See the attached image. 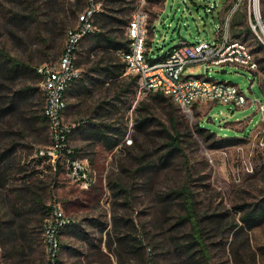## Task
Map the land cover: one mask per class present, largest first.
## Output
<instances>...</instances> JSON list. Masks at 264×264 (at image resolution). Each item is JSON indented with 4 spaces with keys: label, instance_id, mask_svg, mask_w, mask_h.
Segmentation results:
<instances>
[{
    "label": "rangeland",
    "instance_id": "1",
    "mask_svg": "<svg viewBox=\"0 0 264 264\" xmlns=\"http://www.w3.org/2000/svg\"><path fill=\"white\" fill-rule=\"evenodd\" d=\"M75 1L57 0L59 12L56 16L53 15L54 34L51 35L48 29L50 17L44 14L43 8L39 11L42 13L38 18L40 23L27 22L18 25L12 17L19 9L26 10L28 4L25 2L31 0H25L23 7L19 0H0V52L27 66L24 69L26 73H20L15 79L3 78L0 73L3 89L0 95L9 98L17 94L28 97L27 101L33 105L32 112L26 115L27 118L34 111L42 115L45 106L43 83L35 75V70L40 72L44 67L59 65L68 47L69 32L80 28L79 22L83 14L79 16V20L70 14L67 20L63 13L66 6ZM134 1L135 10L130 18L133 20L138 12L147 15L146 47L150 58L155 59L169 53L182 41L190 44L215 43L216 33L230 13L227 8L234 7L239 0H194L197 5L192 0ZM248 6L249 0H243L238 9L246 17L247 23L243 28L250 24ZM261 9L264 16V0H261ZM102 10L103 7L100 6L99 12ZM68 23L71 26L66 28ZM155 25L154 33L152 27ZM127 31L128 28L124 31L125 38ZM231 32L234 37L233 30ZM238 39L246 41L257 61L260 60L262 55L257 50L262 42L254 32L243 34ZM84 45L85 43L81 48ZM99 61L100 58L93 63L81 65V72L91 74L95 84L86 83L85 92L79 95L75 93L76 96L71 94L72 87L66 98L69 110L63 115L64 126L68 129L75 128L73 134H70L68 148L75 152L76 161L89 176V186L84 185L85 179H73L70 176L67 157L60 158V152L53 150L49 129L44 124L39 123L36 133L18 118L21 114L16 119L10 116L0 122V150L15 148L12 158L21 162L26 170L25 174L30 175L37 168L40 173L37 175L40 176L38 179L44 181L47 190V204L60 209L66 221L81 225L86 235L91 240H96L93 247L87 238L78 235L81 228L65 230L58 237L63 245L60 264H77L81 262L80 257L85 262L100 259L101 250L97 247L101 244L102 252H108L105 242L110 239L109 234L114 231L115 220L118 218L135 219L139 225V233L145 240H156L160 243L164 240V235L170 242L172 239L187 240L189 226L168 233L169 227L175 224L178 213L181 212L178 208L179 199L171 201L172 207H167L170 210L167 215L161 214L164 210L161 198L169 194L171 188L181 187L184 183L192 189L197 208L205 215L208 210L217 211V214L230 210L237 221L241 216L236 210L237 206L254 203L264 196V113L259 110L258 103L252 104V101L258 100L264 105V92L261 89V86L264 88V73L259 71L254 74L234 65L213 67L210 72L203 65L188 66L187 76H207L216 82L237 85L248 98L247 105L241 108L235 104L210 103L197 105L192 113H188L176 104L173 107L172 100L156 101L157 92L141 91L140 81L137 85L136 75L128 72L126 68L117 71L115 83L104 76L91 73V69L96 68ZM119 64V60L113 63ZM2 100L4 101L0 99ZM108 102L116 104L112 122L116 123V129L122 128L121 131L125 132L124 136L118 131L108 134L109 138H114L112 141L122 140L116 147L106 146L104 139L93 135V124L98 125L105 120L92 117L100 106L108 107ZM144 119L148 120V125L145 132H142L137 126ZM173 121L177 122L178 132L173 129ZM201 122L220 137H226L227 140L238 137L242 138V142L211 149L214 140L207 139L206 133L199 132L198 124ZM106 123L112 124L107 121ZM169 134L181 139L182 150L170 154L164 165L162 158L171 149L168 146ZM37 150L52 152V165L60 162L62 168L55 177L50 173L47 163H34ZM23 175L14 172L11 176L16 181L14 189L20 187L21 181L17 180H21ZM53 178L54 181H51ZM123 189L126 192H122ZM32 220L35 223L32 229L35 231L36 240L33 249L28 252L27 263L23 264H50L47 227L53 224L52 215L40 225L37 224L36 215ZM98 223H104L107 227L101 229ZM202 224L207 228L208 243L213 244L211 261L204 264H234L224 253L222 244L226 240H232V235H216L210 231L209 221L205 220ZM55 225L56 223L53 224ZM251 233V240L255 245H264V225ZM214 244L217 245L215 248ZM168 250L171 255H161V264H198L184 255L181 249L178 252L172 243ZM160 252L164 250L157 251ZM2 256L0 245V259ZM107 256V264H119L114 255L109 253Z\"/></svg>",
    "mask_w": 264,
    "mask_h": 264
},
{
    "label": "trees",
    "instance_id": "2",
    "mask_svg": "<svg viewBox=\"0 0 264 264\" xmlns=\"http://www.w3.org/2000/svg\"><path fill=\"white\" fill-rule=\"evenodd\" d=\"M24 1L25 0H19L20 6L24 4ZM192 1L196 4L194 0ZM25 3L28 4L26 10L25 8H23L24 10L19 9V12L12 17V20L18 25L27 22L40 23L38 18L42 13L39 11L43 8L44 14H47V16L50 17V20L48 21V29L50 34L53 35V15L59 12L57 0H31V2ZM38 3L40 4L38 5ZM134 4V0H76L75 3L66 6L63 13H65L67 20L70 17V14L77 17L78 20L81 14H83L82 17L87 16L92 5L103 7L102 11L94 13L88 18V24H90L92 31H87L82 35L73 51L76 68L81 70V65L84 63H93L95 62V59L97 60L100 58V61L96 63V68L91 69V73L104 76L107 80H111L115 83L114 79H116L117 71L124 68L127 69L126 64L123 62V57L124 54L129 51L130 40L128 35L127 38H125L124 31L126 28H129L132 21L130 17L131 13L135 10ZM227 9L228 11H231L233 7ZM79 23L80 28L78 30H71L69 32V38L70 33L75 34L81 32L86 24L84 19ZM246 23V17L242 16L237 10L231 20V29L233 30L235 38L246 33H251L249 26L243 28ZM70 26L69 23L65 25L66 28H69ZM155 28L156 25L152 27L154 33ZM84 43L85 45L81 48V45ZM174 48H172V50ZM66 50L67 48L65 51ZM257 51L262 55L260 60H258V63L260 66V72L264 73V46L261 44ZM168 54L169 53L159 56L157 59L163 60L168 57ZM79 57L82 59H79ZM4 58L5 60H2ZM117 60L121 61V64L113 65ZM24 69H27V66L21 61L12 59L5 53L0 52L1 77L15 79L20 73H26ZM81 73V77L71 86V88L73 87V91L71 92V94H74L73 96H76L75 93H77V95L84 93V88L87 86L86 83L95 84L93 81L94 78L91 74H84V72ZM35 75L41 79L42 83H44L45 76L39 72V70H35ZM135 83L138 85L139 76L135 77ZM74 85H76L77 88L74 87ZM71 88L69 90H71ZM261 89L264 92L262 86ZM150 92H157L155 97L156 101L172 100L163 92ZM1 93H3L2 84H0V94ZM43 94L45 101L43 114L39 115L34 111L30 118H27L26 115H28L29 112H32L31 107L33 104L30 101H27L29 99L28 97L19 94L12 98L0 95V97H2L0 99H4V101H0V122H3L10 116L13 117L12 119H16V116L21 114L22 117L19 115L18 118H21L23 123H26L27 127L32 128L36 133L39 129V123L44 124L45 127L49 129L52 148L55 150L56 144L52 136L51 125L45 115V107L47 104L45 91H43ZM107 104L109 105L108 107L100 106L95 111V116L92 117L93 119H99L100 117L105 120L104 123L98 125L93 124L95 127L93 135H95V137H100L102 140L104 139V144L106 146L110 147L112 145V147H116L121 144L122 140L115 139L112 141L114 138H109L108 134L113 131H118L124 136L125 132L121 131L122 128L117 127L116 129V123L112 122V116L114 114L113 110L116 108V104L111 102H108ZM171 104L172 106L175 105L173 100ZM67 110H69V105H67L66 111ZM106 121L111 122L112 124L108 125ZM173 122V129L178 132L177 122ZM147 125L148 120L144 119L139 122L137 128L140 131L145 132L144 129ZM198 130L199 132L206 133L207 139L214 140V144L210 146L211 149H219L225 147V145H238L242 142V138L238 137L229 138L230 140H227L226 137H220L216 132L202 124V122L198 124ZM74 131L75 128H72L70 134H73ZM70 134L66 135L67 146L63 148L60 153V158L63 156L67 157L66 159L68 160L67 165L69 170L73 161L77 160L75 152L70 151V148H68ZM168 137L170 139L168 146H170L171 149L169 150L168 155L165 156V158H162V163L164 165H166L170 154L182 150L181 139L179 137L172 136L171 134H169ZM218 137L220 140H216ZM14 152L15 148L11 150L3 148L0 150V245L3 250L0 264L27 263L28 252L30 253L33 249L36 240L35 231L32 229L35 224L33 223L32 218L35 215L38 218V225L43 224L51 215L53 218L52 223L55 224V208L49 206L46 202L47 190L45 183L38 179L40 176H37L40 173L37 168H34L35 170H33L30 175L25 174L26 170L21 166V162L12 158ZM37 152L38 153L34 158V163L39 165L47 163L50 173L55 177L62 168L60 162H57L56 165H52V156L48 153L41 155L42 151L39 152L37 150ZM14 172L24 174L21 180H17V182L21 181L20 187L15 189L13 185H15L14 183H16V181L11 178ZM253 177H255V175H253ZM51 181H54V178L51 179ZM122 192H126V190L123 189ZM176 199H179L178 208L181 212L178 213L175 224L170 226L168 229L169 231H167L169 233L172 232V230H180L184 226H189L190 230L186 234L187 240L181 241L172 239V242H170V240L165 238V235L164 240H161L160 243L156 240H145L139 233V225L135 219L118 218L115 220L114 231L109 234L110 239L105 242L108 252H102L101 244L97 247L99 251L101 250V260L98 258L97 260L85 262V260L80 257L79 259L81 262H77V264H97L98 262L99 264H107V254L109 253L116 257L119 264H161L159 261L161 255H171V252L168 250L171 243L178 252L181 249L184 255L193 262L197 261L198 264L210 262L213 253V244L208 243L206 236L207 228L202 224L205 220L209 221V225H211L210 231L216 233V235H232V240H226V242L222 244L224 253L227 254L234 264H264V245H255L253 240H251V231L264 225V196L255 200L254 203L237 206L236 210L241 213L239 221H237L236 216L232 215L230 210L222 211L219 214H217V211L210 212L208 210V213L205 215V213L197 208L195 194H193L189 185L185 183L181 187L174 189L171 188L169 194L161 198V203L164 206V210L161 212L163 216L169 213L170 210L167 209V207L171 208V201H176ZM53 224L51 226H53ZM51 226L49 225L47 230H50ZM98 226L101 229L107 227L104 223H98ZM57 228L56 240L58 243V250L56 252L55 261H51L50 264H60L59 257L63 245L58 241V237L67 229H80L81 225H77L76 222L73 221H67L61 228ZM82 230L83 229L81 228V233L78 235L82 238H87L89 244L95 247L96 244L94 241L96 240H91L90 237L86 235L85 231ZM102 242L103 241L101 240V243ZM150 245H152V247H150ZM216 246L217 245L214 244V248ZM159 250H164V252L157 253ZM176 250L174 252H176ZM76 253L80 254L79 252ZM49 260H51V258H49Z\"/></svg>",
    "mask_w": 264,
    "mask_h": 264
},
{
    "label": "built area",
    "instance_id": "3",
    "mask_svg": "<svg viewBox=\"0 0 264 264\" xmlns=\"http://www.w3.org/2000/svg\"><path fill=\"white\" fill-rule=\"evenodd\" d=\"M93 1V0H91ZM243 0H239L223 21V25L216 33L215 43L197 42L187 43L182 41L177 47L169 52L168 57L159 60L151 59L147 51L148 18L143 12L134 16L128 28L130 40L129 51L124 54L123 62L128 72L139 76L140 90L144 92L160 91L169 96L185 112L192 113V109L200 104H235L238 108L248 103V98L241 89L234 84L216 82L207 76H187L188 66L203 65L207 71L213 67L234 65L245 68L254 74L260 71L259 63L246 41L233 37L231 20L234 13L240 8ZM259 6L258 14L256 11ZM100 6L92 5L87 16L82 17L86 24L81 32L70 33L67 50L60 64L52 67H44L40 72L45 76L43 88L46 93L47 104L45 115L48 118L55 150L60 152L67 146L66 135L71 133L63 124V115L67 109L66 94L72 84L81 77V70L76 68L73 51L87 31H92L88 18L99 12ZM249 28L254 32L264 45V16L261 9V0H249ZM253 82H251L252 88ZM259 104V110L264 113V105ZM262 140V145H264ZM52 152H41V155ZM70 168V167H69ZM78 161H73L69 174L74 178L85 179L87 187L91 180L83 171ZM55 226L48 230L49 251L51 261L56 259L58 243L56 240L57 227L61 228L67 222L60 209L55 208Z\"/></svg>",
    "mask_w": 264,
    "mask_h": 264
},
{
    "label": "bare ground",
    "instance_id": "4",
    "mask_svg": "<svg viewBox=\"0 0 264 264\" xmlns=\"http://www.w3.org/2000/svg\"><path fill=\"white\" fill-rule=\"evenodd\" d=\"M258 9H259V6L257 5V8H256L257 14H258ZM262 29L264 31V27H262Z\"/></svg>",
    "mask_w": 264,
    "mask_h": 264
}]
</instances>
